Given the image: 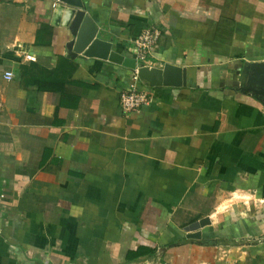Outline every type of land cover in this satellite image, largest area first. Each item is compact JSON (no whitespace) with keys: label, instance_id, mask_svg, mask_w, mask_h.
Returning <instances> with one entry per match:
<instances>
[{"label":"crops","instance_id":"crops-1","mask_svg":"<svg viewBox=\"0 0 264 264\" xmlns=\"http://www.w3.org/2000/svg\"><path fill=\"white\" fill-rule=\"evenodd\" d=\"M82 2L127 58L157 28L151 67L187 85L140 79L126 112L133 69L72 53L60 0H0V264H264V104L239 82L264 0Z\"/></svg>","mask_w":264,"mask_h":264},{"label":"water","instance_id":"water-1","mask_svg":"<svg viewBox=\"0 0 264 264\" xmlns=\"http://www.w3.org/2000/svg\"><path fill=\"white\" fill-rule=\"evenodd\" d=\"M58 13L67 12V23L72 31V53H85L87 56H97L112 62L132 68L138 67L139 78L150 86H183L187 85V70L173 64L164 67H150L138 65L136 59L127 58L123 54L112 50L113 43L103 40L99 35V27L86 12L82 0H60L57 6ZM240 90L253 93L264 104V61L246 62L240 73ZM204 222H196L189 228V236L201 237L200 226Z\"/></svg>","mask_w":264,"mask_h":264},{"label":"built area","instance_id":"built-area-1","mask_svg":"<svg viewBox=\"0 0 264 264\" xmlns=\"http://www.w3.org/2000/svg\"><path fill=\"white\" fill-rule=\"evenodd\" d=\"M161 32L157 28H149L143 31L140 35H137L132 42L134 43V57L138 65H146L151 67V58L155 47L157 46ZM5 77L7 79L13 78V72L6 71ZM140 78L138 75V67L133 70L132 81L128 88L121 93V106L126 112L135 111L141 106L150 101L149 92L138 86ZM3 104L0 101V111ZM264 240V238H263ZM262 241V239H258Z\"/></svg>","mask_w":264,"mask_h":264},{"label":"trees","instance_id":"trees-1","mask_svg":"<svg viewBox=\"0 0 264 264\" xmlns=\"http://www.w3.org/2000/svg\"><path fill=\"white\" fill-rule=\"evenodd\" d=\"M147 251V250H146ZM145 249H139L137 252H136V258L137 257H140L142 255H144V253L146 252ZM150 255H155L156 253V250H150L148 251ZM135 257H133L132 259H136Z\"/></svg>","mask_w":264,"mask_h":264},{"label":"rangeland","instance_id":"rangeland-1","mask_svg":"<svg viewBox=\"0 0 264 264\" xmlns=\"http://www.w3.org/2000/svg\"><path fill=\"white\" fill-rule=\"evenodd\" d=\"M156 264H165V263H163V262H161V261H158Z\"/></svg>","mask_w":264,"mask_h":264}]
</instances>
